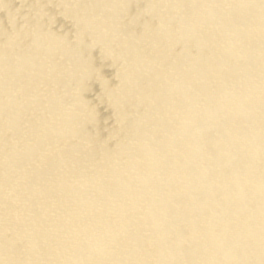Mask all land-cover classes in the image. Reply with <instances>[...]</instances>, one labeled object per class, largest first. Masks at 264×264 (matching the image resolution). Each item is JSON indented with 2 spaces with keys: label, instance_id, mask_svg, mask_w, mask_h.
Masks as SVG:
<instances>
[{
  "label": "bare ground",
  "instance_id": "bare-ground-1",
  "mask_svg": "<svg viewBox=\"0 0 264 264\" xmlns=\"http://www.w3.org/2000/svg\"><path fill=\"white\" fill-rule=\"evenodd\" d=\"M0 264H264V0H0Z\"/></svg>",
  "mask_w": 264,
  "mask_h": 264
}]
</instances>
